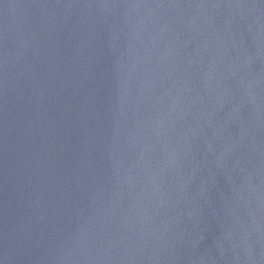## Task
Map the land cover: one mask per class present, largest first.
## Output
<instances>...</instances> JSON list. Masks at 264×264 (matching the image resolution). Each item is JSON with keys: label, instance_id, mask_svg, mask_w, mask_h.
<instances>
[{"label": "water", "instance_id": "obj_1", "mask_svg": "<svg viewBox=\"0 0 264 264\" xmlns=\"http://www.w3.org/2000/svg\"><path fill=\"white\" fill-rule=\"evenodd\" d=\"M0 264H264V0H0Z\"/></svg>", "mask_w": 264, "mask_h": 264}]
</instances>
